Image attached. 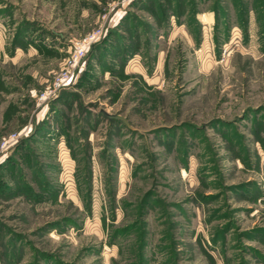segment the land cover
Returning a JSON list of instances; mask_svg holds the SVG:
<instances>
[{"label":"rangeland","instance_id":"1","mask_svg":"<svg viewBox=\"0 0 264 264\" xmlns=\"http://www.w3.org/2000/svg\"><path fill=\"white\" fill-rule=\"evenodd\" d=\"M0 264H264V0H0Z\"/></svg>","mask_w":264,"mask_h":264},{"label":"built area","instance_id":"2","mask_svg":"<svg viewBox=\"0 0 264 264\" xmlns=\"http://www.w3.org/2000/svg\"><path fill=\"white\" fill-rule=\"evenodd\" d=\"M99 36L100 29L97 28L84 36L80 41L74 42L72 44L70 53L63 59V62L59 69L53 73L46 86L36 95V99L38 101H44L53 96L69 81L72 73L78 70L79 64L85 56L86 48ZM15 139L16 134L10 133L7 137L2 139L1 145L6 146L10 142H13Z\"/></svg>","mask_w":264,"mask_h":264},{"label":"water","instance_id":"3","mask_svg":"<svg viewBox=\"0 0 264 264\" xmlns=\"http://www.w3.org/2000/svg\"><path fill=\"white\" fill-rule=\"evenodd\" d=\"M105 116L109 119V118H117L122 120L123 122H125L124 118L122 116H119L117 114H105Z\"/></svg>","mask_w":264,"mask_h":264}]
</instances>
